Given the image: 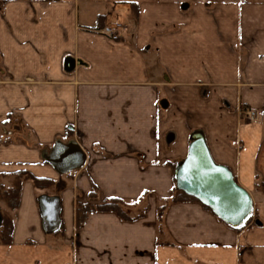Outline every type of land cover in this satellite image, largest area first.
Masks as SVG:
<instances>
[{"label": "crops", "instance_id": "0c3cea01", "mask_svg": "<svg viewBox=\"0 0 264 264\" xmlns=\"http://www.w3.org/2000/svg\"><path fill=\"white\" fill-rule=\"evenodd\" d=\"M0 2V184L16 173L62 183L47 193L24 181L15 210L0 202L13 225L0 264H264V0ZM114 24L116 39L97 33ZM198 130L250 195L255 226L235 231L185 201L158 232L171 166ZM56 143L76 151L53 163ZM93 188L148 210L131 222L93 212L76 227L74 202ZM40 195L59 199L54 234L42 232Z\"/></svg>", "mask_w": 264, "mask_h": 264}, {"label": "water", "instance_id": "95a60500", "mask_svg": "<svg viewBox=\"0 0 264 264\" xmlns=\"http://www.w3.org/2000/svg\"><path fill=\"white\" fill-rule=\"evenodd\" d=\"M59 150L76 151V148L56 143L50 155L52 160ZM78 162L70 170L77 168ZM174 181L177 191L197 200L231 229L241 228L252 215L250 195L238 185L227 167L213 161L204 135L199 130L190 135L186 155L174 171ZM36 205L42 232L46 235L56 233L60 226L59 199L40 195L36 198Z\"/></svg>", "mask_w": 264, "mask_h": 264}, {"label": "trees", "instance_id": "16d2710c", "mask_svg": "<svg viewBox=\"0 0 264 264\" xmlns=\"http://www.w3.org/2000/svg\"><path fill=\"white\" fill-rule=\"evenodd\" d=\"M1 7V2H0ZM174 171V167H173ZM12 177V182L10 187L5 188L0 184V202H2L5 208L8 211H13L17 208L19 203V194L21 189V184L24 181H30L32 186L36 189H47L49 186L52 185L51 180L47 179H39L33 178L27 173H16L9 176L3 177ZM174 180V177H173ZM175 183V181H174ZM256 188L260 189L264 193V184H257ZM96 195L95 189L93 188L92 191L89 193L88 198H94ZM172 203H181L185 201H194L199 203L194 198L187 196L183 192L177 191L176 189L173 190V195L170 200ZM123 203L121 200L118 199H107L103 200L101 203L96 204L95 206H89L85 203L74 202V209H73V218H74V225L78 227L85 219L86 215L89 213H112L118 219L131 222L133 220L139 219L142 215L129 218L122 210ZM205 210L209 211L208 208L202 206ZM163 209H159V216L161 218ZM210 212V211H209ZM211 213V212H210ZM246 224V223H245ZM244 224V226H245ZM242 226L241 228H243ZM12 219L8 215V213H4L0 218V245L7 246L10 244L11 239V232H12ZM241 228L233 229L235 231H239Z\"/></svg>", "mask_w": 264, "mask_h": 264}, {"label": "rangeland", "instance_id": "374dc122", "mask_svg": "<svg viewBox=\"0 0 264 264\" xmlns=\"http://www.w3.org/2000/svg\"><path fill=\"white\" fill-rule=\"evenodd\" d=\"M114 39H116V38H114ZM241 113H243V112L241 111ZM185 117H186V120H185V129L187 131H191V126H190V121H189V118L191 117V114L188 113V112H186V116ZM165 141H166L165 143H167V141L168 142H171V138L170 137H167ZM180 162H178L176 165L171 166V170H172V173H173V177H174V171H175L177 165ZM173 167H174V171H173ZM61 184L62 183H59V182H53L52 185L49 186L45 190V192L52 193V192H54V190H58ZM259 184H264V183H259ZM174 189H175V183H174ZM256 190L258 192L264 194L260 189L256 188ZM172 195H173V191L171 193L170 198L167 201H160L159 202V206L156 207V221L158 223V225H157L158 232H161V230L163 228L162 227V223H163L164 214H165L168 206L170 204H172V202L170 201L171 198H172ZM98 202L101 203L102 201H98L97 198L94 196V198H92V197L91 198H88L87 199V202L85 204H88L89 206H95L96 204H99ZM122 203H123L122 210H123V212L129 218H134V217H137V216H140V215H142V217H140V218H143L144 215H145V213H146V211L148 210V203H147L146 200H144V198H139V199H136V200H133V201H122ZM159 209H163L161 218L159 216ZM2 214L3 213H1L0 215L2 216ZM254 215H255V212H252V215H251L250 219L248 220V222L245 224L244 227L247 226V227L250 228V227H253V226L256 225V220H255L256 217H254Z\"/></svg>", "mask_w": 264, "mask_h": 264}, {"label": "built area", "instance_id": "2783aa9c", "mask_svg": "<svg viewBox=\"0 0 264 264\" xmlns=\"http://www.w3.org/2000/svg\"><path fill=\"white\" fill-rule=\"evenodd\" d=\"M119 30H120V26L118 24H114L112 26L101 28L100 30H98L97 33L107 38L114 39L118 36ZM244 114H245V117L249 119L250 121L255 120L257 118L256 113L252 111H245ZM4 134L7 136L10 135L9 132H4Z\"/></svg>", "mask_w": 264, "mask_h": 264}]
</instances>
